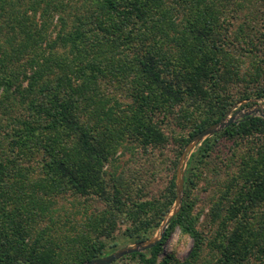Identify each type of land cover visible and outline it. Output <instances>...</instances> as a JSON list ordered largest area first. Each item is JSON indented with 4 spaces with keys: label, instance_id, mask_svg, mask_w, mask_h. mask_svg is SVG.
Returning a JSON list of instances; mask_svg holds the SVG:
<instances>
[{
    "label": "trees",
    "instance_id": "1",
    "mask_svg": "<svg viewBox=\"0 0 264 264\" xmlns=\"http://www.w3.org/2000/svg\"><path fill=\"white\" fill-rule=\"evenodd\" d=\"M249 3L0 0V264H79L96 258L106 247L102 238H111L122 220L130 238H149L176 199L175 176L159 197L128 198L127 183L108 176L106 163L126 142L146 153L164 147L168 137L162 128L171 115L176 124L183 120L190 126L188 136H176L178 159L196 133L227 115L238 99L221 86L232 80L224 69L234 64L225 46L228 39L253 41L227 29L240 18L242 24L259 22L242 17ZM249 80L257 83L256 93L246 91L242 98L264 97L258 77ZM116 90L124 91L129 103L114 97ZM217 135L247 139L254 150L242 159L233 183L216 194L215 205L225 195L232 199L224 216L219 209L214 214L219 226L208 243L218 255L214 264H250L253 258L264 264V118L246 115ZM211 138L188 161L186 195L163 241L128 256L139 264H170L159 254L177 227L192 236L194 246L185 262L175 264L200 258L206 240L189 191ZM66 194L92 196L104 209L87 217L81 235L66 236L80 249L61 261L52 233L61 215L54 205ZM65 217L69 224L75 220Z\"/></svg>",
    "mask_w": 264,
    "mask_h": 264
},
{
    "label": "rangeland",
    "instance_id": "2",
    "mask_svg": "<svg viewBox=\"0 0 264 264\" xmlns=\"http://www.w3.org/2000/svg\"><path fill=\"white\" fill-rule=\"evenodd\" d=\"M249 4L251 6L246 7L241 12L242 17L250 15L252 21L259 19V22L255 24H242V18H240L231 23V29H227L228 33H232V36L245 34V37L249 35L254 41H249L245 44L241 42L239 44L234 41V39H228V45L225 46V49L228 48L232 54L229 62L234 61V64L229 66V68L227 67L228 69H224V72H229L224 73V76L231 75L232 80H225L221 86L222 88L224 87L225 90H228L229 93L232 94V97L238 99L232 104L226 115L227 117L236 115L235 120L241 118V112L255 107L256 104H259L261 110H264V97L256 98L252 96L249 98H242L246 91L250 90L256 93L257 83L253 84L249 82V79L258 77L260 80L259 83L264 85V38H262L264 36V0H252V3ZM256 8L259 11L258 13L256 10L253 11ZM249 9L253 12H249ZM260 15H262V17ZM223 25L226 26L227 23L223 22ZM241 27H243V33L239 32ZM244 78L246 82L243 80ZM113 96H116L122 101L123 105H126L130 101L122 90H116ZM255 116L260 115L256 114ZM173 117L174 116L171 115L166 125L162 128L168 137V141L164 147L153 148L146 153L142 149L136 150L134 146L131 148L132 144L126 142L125 144L128 147L126 149L119 148L106 163L105 169L108 171V176L111 178H119L127 183L125 192L128 198L150 200L163 194L174 176L175 184L177 183V167L187 143L184 144L181 154L177 159L180 143L176 136L177 134L183 133L185 136H188L190 126L188 127V122L183 123V120H180L179 125L176 124L172 120ZM216 134L207 137H212V146L205 156L203 165L199 170V178L196 180V185L192 186L189 191L191 204L193 206V214L198 217L197 227L205 235L204 237L206 240L200 258L191 264H214L215 259H217L218 255L215 254L214 250L208 244L216 235L219 226L214 220V214H216L219 209L224 216L225 212L223 208L227 207L232 196L225 195L222 203L219 201L215 205L216 194L219 193V191H223L230 183H233L231 181L232 177L241 167L242 159H245L247 154L254 150V147L251 146L250 141L247 139L239 138L233 140L225 136H215ZM202 143L194 148L189 159ZM187 164L185 171L187 169ZM184 195H186V192L183 190V199ZM173 205L174 203L171 209ZM54 206L57 209L58 215L61 216H59V220L57 224H55L52 233L56 241V251L58 254L62 255L61 261H63L64 259L75 257L80 249L78 245L67 242L69 241V237L76 238L78 235H81L85 230L81 224L87 220L88 216L103 210L104 204L92 196L75 197L73 194H66L64 197H58ZM253 213L254 212L250 213V217H253ZM66 215H74L75 220L72 224L67 222L68 219L65 217ZM126 225L125 220H122L112 233L111 238H102L106 247L98 257L93 259L108 257L122 248L140 242L133 240L126 234ZM162 228L163 221L160 226L150 234L149 238L144 240L159 237ZM66 236H68V239ZM193 246L194 239L192 236L184 233L180 227H177L163 243L159 259L162 260L168 257L171 259L170 264L185 262L189 258ZM61 247L63 248L62 251ZM144 251L146 252L148 249L141 252ZM132 253L118 257L110 264H139L137 260L128 257ZM250 264H261V262L253 258Z\"/></svg>",
    "mask_w": 264,
    "mask_h": 264
},
{
    "label": "water",
    "instance_id": "3",
    "mask_svg": "<svg viewBox=\"0 0 264 264\" xmlns=\"http://www.w3.org/2000/svg\"><path fill=\"white\" fill-rule=\"evenodd\" d=\"M254 100V99H253ZM251 101V100H250ZM257 101V100H256ZM259 111V112H258ZM260 115L264 117V110H261L260 105L256 104L255 107H251V109L246 110L244 112H241V118H243L246 115ZM235 116L233 115L231 117L225 116L220 121L208 126L207 128L201 130L200 132L196 133L191 140L187 143L185 146V149L183 150L181 157L179 159L178 167H177V183H176V192L177 196L174 202V205L166 218L163 220V228L159 235V237H154L149 240L140 241L134 245L122 248L112 255L105 257V258H97L88 260L79 264H110L113 260H115L118 257H121L125 254L136 252V251H143L149 248L154 247L156 244L163 241V238L166 233V228L169 225V222L171 221L172 217L175 216L178 211H180L183 201V190H184V178H185V167L188 162L189 156L194 150V148L197 145H200L203 140H205L208 136H212L216 134L217 132L221 131L222 129L226 128L227 126L231 125L233 122L238 121L235 120ZM240 118V119H241Z\"/></svg>",
    "mask_w": 264,
    "mask_h": 264
}]
</instances>
